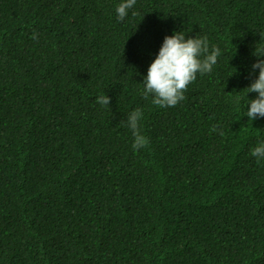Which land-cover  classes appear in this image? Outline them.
<instances>
[{
	"label": "trees",
	"instance_id": "trees-1",
	"mask_svg": "<svg viewBox=\"0 0 264 264\" xmlns=\"http://www.w3.org/2000/svg\"><path fill=\"white\" fill-rule=\"evenodd\" d=\"M121 2L0 0V264H264V0ZM178 32L220 54L161 108L143 83Z\"/></svg>",
	"mask_w": 264,
	"mask_h": 264
},
{
	"label": "clouds",
	"instance_id": "clouds-1",
	"mask_svg": "<svg viewBox=\"0 0 264 264\" xmlns=\"http://www.w3.org/2000/svg\"><path fill=\"white\" fill-rule=\"evenodd\" d=\"M136 4V0H122L116 8L117 19L122 21L128 15V11ZM135 15V13H133ZM33 33L32 39H37ZM220 50L212 49L209 54V45L206 37L186 39L184 35L174 33L164 38L163 45L157 58L151 63L147 76L144 79L143 95L147 98L154 95L152 103L163 108L173 107L185 97L184 91L188 85L196 79V74L208 73L217 64ZM201 57H203L201 59ZM259 69L258 78L248 87L247 93H257L256 99L251 100L247 111L249 121L256 118H264V59H259L252 65V70ZM96 103L108 106L110 99L106 95L97 97ZM142 115L138 108L131 112L127 119V126L134 136V149H140L147 144L146 138L138 131V121ZM210 131L215 132L216 126ZM222 134V133H221ZM251 155L264 158V143L252 150Z\"/></svg>",
	"mask_w": 264,
	"mask_h": 264
}]
</instances>
